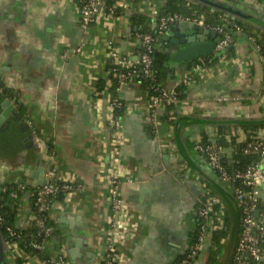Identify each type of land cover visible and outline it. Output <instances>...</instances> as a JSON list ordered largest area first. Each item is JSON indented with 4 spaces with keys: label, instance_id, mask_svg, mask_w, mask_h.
<instances>
[{
    "label": "crops",
    "instance_id": "obj_1",
    "mask_svg": "<svg viewBox=\"0 0 264 264\" xmlns=\"http://www.w3.org/2000/svg\"><path fill=\"white\" fill-rule=\"evenodd\" d=\"M167 1L126 0L117 16L84 30L73 0H0V102L9 99L20 114L16 126L6 121L0 127V194L9 185L26 188L14 199L16 229L32 227L29 188L56 181L80 187L49 211L54 233L44 249L47 257L63 254L74 264H104L111 237L108 182L114 173L125 203V223L114 239L118 264L180 262L208 195L225 211L227 234L215 241L210 233L193 264L234 262L240 210L231 185L220 182L196 144L222 137L227 141V136H236L239 144L251 133L264 135V124L248 125L259 126L256 130L217 124L264 121V60L249 37L240 35L224 52L233 50L232 55L215 63L165 69L164 89L186 86L176 104L175 125L163 118V105L152 108L143 87L128 83L119 91L124 103L119 133L111 121L108 91H97L103 81L109 84L114 52L139 60L142 35L131 17L143 15L156 27ZM187 1L242 20L251 31L259 30L258 23L264 27L263 0H210L224 4L225 10ZM194 14L206 27V13ZM260 35L264 37V28ZM224 157L231 164L229 154ZM260 202L264 211V186ZM4 246L5 264L41 262L21 250L16 258Z\"/></svg>",
    "mask_w": 264,
    "mask_h": 264
},
{
    "label": "built area",
    "instance_id": "obj_2",
    "mask_svg": "<svg viewBox=\"0 0 264 264\" xmlns=\"http://www.w3.org/2000/svg\"><path fill=\"white\" fill-rule=\"evenodd\" d=\"M76 4L80 25L84 30L91 26L100 23V21H107L118 15L119 8L126 6V0H118L110 5L107 0H73ZM264 1V0H263ZM203 18L197 14L191 16H182L179 14H169L160 17L157 22V32L161 35L172 25L182 22H190L197 25L203 23ZM220 25L216 27L206 26L205 28L213 30L219 37L218 43L215 45L212 55L218 56L224 53L232 44V35L228 32L229 28H233L237 34L244 35L242 25L236 22V19L231 15L225 17L220 15ZM245 24V22L243 21ZM202 26V25H201ZM246 26V25H245ZM254 47V51L261 55V47L256 44L253 38H248ZM264 39V37H263ZM141 54L139 60L131 62L128 58L118 56L116 52L112 54V63L109 73H114L121 84V87L128 83H136L138 75V65H142L143 72L151 75V66L153 64V55L155 53V39L151 34H145L141 38ZM201 63L204 60L200 58ZM160 96L154 97L151 101L152 108H159L164 104L163 102L174 103L178 102L176 98V91H168L164 88L160 90ZM109 105L112 111L111 121L113 127L117 132L122 131V123L120 117L115 114L116 109L124 106L122 101L118 99L112 100L109 97ZM231 140V136H227V141ZM239 144H243V153L256 157L257 161L247 166L246 169L231 173L228 166L223 162L222 155H226V149L218 140L214 143L204 144L202 141L197 142L196 150L201 157L207 162L210 168L216 172L220 182L229 183L234 192L235 201L240 210V233L239 240L236 247V254L233 264H264V211L260 209V190L264 186V135L249 134ZM113 158L117 157L114 152ZM232 164V163H231ZM51 175H54L51 173ZM120 178L117 174H111L109 177L110 188V221L109 233L111 237L107 242L104 264H118L119 260L116 254L115 240L121 227L125 223L122 221V214L124 213L125 203L120 193ZM70 182H50L37 186L32 192L33 197V222L37 231V240L30 242L31 248L44 253L45 246L48 240L54 233V227L49 219V211L56 203L59 196H67L73 191L79 190ZM6 189H3L4 192ZM24 186L17 187V190L10 193V197L15 199L18 197L17 191L25 192ZM220 201L217 198L208 197L204 204L198 211V217L202 220L199 234L193 244H191L188 251L185 253L182 260L176 264H193L199 252L202 250L204 241L207 236L217 230H222L225 222V211L223 207H219ZM218 207V208H217ZM259 215L256 216V212ZM3 226V219L0 215V229ZM8 241L6 246L16 258H20V250L25 252L20 247L18 241L19 234L15 228L11 226L5 227ZM115 239V240H114ZM28 257V253H26ZM45 254V253H44ZM33 257V256H32ZM36 257V256H34ZM40 259V264H74L67 256L59 254L56 258ZM38 258V257H37Z\"/></svg>",
    "mask_w": 264,
    "mask_h": 264
},
{
    "label": "trees",
    "instance_id": "obj_3",
    "mask_svg": "<svg viewBox=\"0 0 264 264\" xmlns=\"http://www.w3.org/2000/svg\"><path fill=\"white\" fill-rule=\"evenodd\" d=\"M117 0H107V3L112 5L116 2ZM204 12L208 16L206 19V26H211V27H216L220 25V20L219 17L222 15L220 12L215 11V12H210V8L207 6L203 5H189L187 0H168L167 1V6L164 10L163 15H169V14H179L182 16H191L195 12ZM131 21L133 25L138 27L137 33L141 34L144 36L145 34H151L153 38L155 39V47H158L159 41L162 38L163 34H159L157 32V29L153 24L150 22L148 18H146L143 15L137 14L133 15L131 17ZM236 22L240 25H242V30L244 35H246L249 38H253L256 44L260 45L261 47V55L264 56V39L262 38V35L259 36V31H261L264 27L262 24L258 23L259 30L257 31H251L248 27L245 26L242 20H236ZM228 32L232 35V44L233 46L235 43L238 42L239 40V35L233 28H229ZM230 47V46H229ZM228 47V48H229ZM233 50L227 51L226 53H222L219 56H210L207 58H202L205 63L212 61V63H215L219 61L222 57L224 56H230L232 55ZM198 59L197 61H199ZM167 61V55L164 54V52L158 48V50L154 53L153 55V64L151 66V75L147 76L143 72V67L142 65H138V75L136 77V84L140 85L143 87L147 92L148 96L150 99V102L154 97L160 96V90L163 88L162 87V80L165 77V62ZM196 61V62H197ZM121 89V84L119 82L118 77L114 74L111 73L109 75V84H106L105 81L99 84L97 91L99 93L104 92L105 90L108 91L110 98L112 100L118 99L121 101L119 97V91ZM176 98L177 101H181L184 96H185V91H186V86L184 84H180L176 88ZM164 108H165V113H164V119L167 120L169 123H172L175 125L176 120H177V112H176V104L177 102L174 103H169V102H163ZM124 111V106L120 109L115 110V114L119 117L123 115ZM259 126H247L245 129H250V130H256ZM222 127L221 129H223ZM226 130V129H225ZM219 144H222L225 148H232L233 149V164H230L228 161L227 157L223 158V162L226 163L228 166L229 170L231 173L238 172L241 170H244L247 168V166L251 165L253 162L257 161L256 157L250 156V155H245L243 153V144H236V136H232L230 141H225L224 138H219L218 140ZM203 143H211L208 139L203 140ZM37 187L29 188L31 193L36 189ZM6 190L1 192L0 194V215L2 216L3 219V226L0 229L1 235L3 240L6 242L8 241L5 227L11 226L15 228L17 233L19 234L18 241L20 242V247L29 255L31 256H36L39 259H44L46 258L44 253L34 250L31 248L29 245L31 241L37 240V234L38 231L37 229L32 226L27 230L20 231L16 229L15 225L17 222V215H18V204L15 203V200L10 197V193L14 192L17 190L16 186L9 185L5 188ZM18 196H21L23 191H17ZM63 196H59L57 200H60ZM210 197V195L206 196L205 198L207 199ZM204 199V202L206 201ZM33 206V204H32ZM218 208V207H217ZM202 220L200 221L198 230L196 232L195 237L193 238V244L199 234V230L201 227ZM222 230H217L214 232L213 238L215 241L220 240L221 238H224L225 234H227V231H224L225 229L227 230V219L225 220L223 224ZM220 234V235H218ZM220 238V239H218ZM236 254V252H235Z\"/></svg>",
    "mask_w": 264,
    "mask_h": 264
},
{
    "label": "water",
    "instance_id": "obj_4",
    "mask_svg": "<svg viewBox=\"0 0 264 264\" xmlns=\"http://www.w3.org/2000/svg\"><path fill=\"white\" fill-rule=\"evenodd\" d=\"M205 5L225 10L227 9L224 4L218 2H212L210 0H200ZM219 37L216 32H213L203 26L182 22L170 26L162 35L161 42L158 47L155 48V52L161 49L164 54L167 55V61L165 62V69L177 70L183 64H192L200 58H207L212 56L215 45L218 43ZM232 49V46L229 47ZM170 77V76H169ZM2 97L0 96V101ZM19 111L17 112L14 105L11 104L9 99H3L0 102V125L10 118L19 119ZM218 125H238L248 126L264 124V121L251 122V121H222L217 122ZM226 153L229 154L231 163L233 164V149H226ZM224 158V155L221 156ZM43 184V183H42ZM40 184V185H42ZM229 183H225L227 185ZM259 215V211L256 212V216ZM2 241V242H1ZM4 240L0 232V243L3 246L0 248V264H5V252Z\"/></svg>",
    "mask_w": 264,
    "mask_h": 264
},
{
    "label": "flooded vegetation",
    "instance_id": "obj_5",
    "mask_svg": "<svg viewBox=\"0 0 264 264\" xmlns=\"http://www.w3.org/2000/svg\"><path fill=\"white\" fill-rule=\"evenodd\" d=\"M18 120H19L18 118H10V119H6V120L0 125V127H1L6 121L8 122L9 127L13 126L14 124H15V126H16V124L19 123Z\"/></svg>",
    "mask_w": 264,
    "mask_h": 264
},
{
    "label": "rangeland",
    "instance_id": "obj_6",
    "mask_svg": "<svg viewBox=\"0 0 264 264\" xmlns=\"http://www.w3.org/2000/svg\"><path fill=\"white\" fill-rule=\"evenodd\" d=\"M2 242V241H1ZM1 246H3V243H0V248H1ZM9 256H11L12 257V255H9Z\"/></svg>",
    "mask_w": 264,
    "mask_h": 264
}]
</instances>
